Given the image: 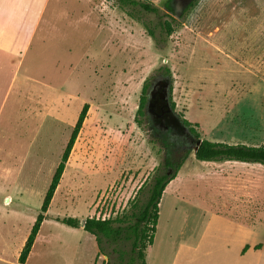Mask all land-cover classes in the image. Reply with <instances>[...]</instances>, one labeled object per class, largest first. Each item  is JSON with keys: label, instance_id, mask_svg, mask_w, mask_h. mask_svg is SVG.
<instances>
[{"label": "rangeland", "instance_id": "374dc122", "mask_svg": "<svg viewBox=\"0 0 264 264\" xmlns=\"http://www.w3.org/2000/svg\"><path fill=\"white\" fill-rule=\"evenodd\" d=\"M78 1L72 22L39 21L22 74L0 61V264H19L84 105L25 264L113 262L93 235L57 219L127 214L166 173L160 135L150 134L145 109L137 115L157 77L168 79L176 114L201 140L264 145V0H195L181 14L178 0H146L159 16L136 8L132 17L118 0H94L95 12ZM171 18L172 33L160 37L155 27ZM191 143H171L172 160L183 162L162 194L145 264H264V166L197 161Z\"/></svg>", "mask_w": 264, "mask_h": 264}, {"label": "trees", "instance_id": "16d2710c", "mask_svg": "<svg viewBox=\"0 0 264 264\" xmlns=\"http://www.w3.org/2000/svg\"><path fill=\"white\" fill-rule=\"evenodd\" d=\"M118 4L122 9H126V13L130 17H132V10H135L136 8H139L143 12L159 16V10L146 0H118ZM191 5L189 7H191ZM165 9L170 12L172 11L168 4H166ZM175 23L176 20L174 18H171L170 22L159 21L155 29L159 31L160 37L163 34L169 36L173 31V25ZM148 32L152 37L157 39L154 29L152 30L148 28ZM166 73L168 74V71ZM147 91L148 87L145 85L142 89L140 104L137 110V115L141 118H144L145 116L144 109L148 99ZM88 108V105L83 106L77 121L72 128L69 139L64 147L60 161L55 169L51 183L44 197L40 212L37 215L19 254V264H25L31 252L35 239L39 233L40 226L46 217V212L64 172L65 164L68 161L78 134L82 128V124L86 118ZM172 108L174 109L173 103ZM136 120L138 121V119ZM180 121L194 140L191 151L197 146V150L194 152L197 161L240 162L264 166V145H229L205 139L201 140L195 129V125H191L182 117H180ZM155 140L158 141L164 151L163 164L165 168H167V171L165 174H157L154 177L146 200L141 204L134 205L129 213L123 214L114 219H99L92 217L86 218L83 221L82 229L95 237L98 246V253L105 258H110L111 254L114 255L113 262H108V264H145V251L148 247L153 245L159 215L158 206L162 194L169 182L175 178L176 173L183 162V159H181L180 162H174L172 160L174 151L172 150L171 143H167L165 140H160L158 138ZM198 142L199 144L197 145ZM187 155L188 154H186V156ZM168 170H171L173 174L168 175ZM57 221L71 228H80L81 223L76 219L70 218L57 219ZM103 246H107L111 252H106Z\"/></svg>", "mask_w": 264, "mask_h": 264}, {"label": "crops", "instance_id": "0c3cea01", "mask_svg": "<svg viewBox=\"0 0 264 264\" xmlns=\"http://www.w3.org/2000/svg\"><path fill=\"white\" fill-rule=\"evenodd\" d=\"M78 2L75 0L76 4ZM75 3L72 0H0V61L7 62L22 74L26 52L30 49L39 21L45 15L54 20L61 15H66L72 22L75 16L73 13L76 12L73 8ZM88 4L90 10L95 12L97 6L94 0H88ZM97 8L101 11L99 6ZM45 65L53 66L54 64L46 63ZM19 73L16 75L20 76ZM200 243L201 239L198 240L197 245L188 246V248L195 249L200 246Z\"/></svg>", "mask_w": 264, "mask_h": 264}, {"label": "flooded vegetation", "instance_id": "af4514ba", "mask_svg": "<svg viewBox=\"0 0 264 264\" xmlns=\"http://www.w3.org/2000/svg\"><path fill=\"white\" fill-rule=\"evenodd\" d=\"M194 0H178L174 11L183 13ZM174 0L172 4L174 5ZM146 118L151 122L150 134L160 135V140L183 147L186 143L193 145L194 140L182 125L180 117L172 108L171 87L167 78L157 77L149 86L148 99L145 105ZM159 137V136H158ZM189 138V139H188ZM157 139V138H156Z\"/></svg>", "mask_w": 264, "mask_h": 264}, {"label": "water", "instance_id": "95a60500", "mask_svg": "<svg viewBox=\"0 0 264 264\" xmlns=\"http://www.w3.org/2000/svg\"><path fill=\"white\" fill-rule=\"evenodd\" d=\"M199 144V142L197 143V145ZM197 150V146L193 148V152H196ZM80 227L83 228V221L80 223Z\"/></svg>", "mask_w": 264, "mask_h": 264}]
</instances>
